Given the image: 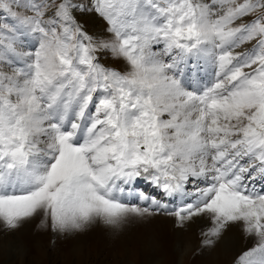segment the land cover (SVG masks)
<instances>
[{
  "label": "snow or ice",
  "instance_id": "obj_1",
  "mask_svg": "<svg viewBox=\"0 0 264 264\" xmlns=\"http://www.w3.org/2000/svg\"><path fill=\"white\" fill-rule=\"evenodd\" d=\"M156 214L264 264V0H0V240Z\"/></svg>",
  "mask_w": 264,
  "mask_h": 264
},
{
  "label": "rangeland",
  "instance_id": "obj_2",
  "mask_svg": "<svg viewBox=\"0 0 264 264\" xmlns=\"http://www.w3.org/2000/svg\"><path fill=\"white\" fill-rule=\"evenodd\" d=\"M146 184L141 183L142 187ZM171 219L156 214L131 218L117 229L97 224L82 234L55 237L37 229V217L15 234L14 247L7 238L0 240V264H198L202 256L195 244L201 238L198 230L190 226L178 230ZM98 229L100 241L92 238ZM42 233L46 239L41 247L34 246ZM75 242L82 245L79 255L66 251ZM192 244L194 247L188 249Z\"/></svg>",
  "mask_w": 264,
  "mask_h": 264
},
{
  "label": "bare ground",
  "instance_id": "obj_3",
  "mask_svg": "<svg viewBox=\"0 0 264 264\" xmlns=\"http://www.w3.org/2000/svg\"><path fill=\"white\" fill-rule=\"evenodd\" d=\"M148 187H149L148 184H146L144 187H142V185L140 184L141 189L146 188V190H148L149 189ZM175 206H176L175 204L170 205V207H175ZM170 221L173 222L172 219ZM189 226L190 228L191 227L196 228V230H198V233L200 234L201 227L199 223H193V224H190ZM45 236L46 235H44L43 233L42 235H38V237H36L34 240L35 241L34 246L41 247L42 243L46 239ZM80 237L82 238L83 236L80 235ZM101 237H102V234L101 232H99V229L94 230L92 232V238L94 240L100 241L102 239ZM201 239L202 238L198 239L195 242L198 249L201 250L200 253L202 254V256L200 257V260H198L199 262L198 264H229L230 262H232L235 255H237L240 251H242L243 249L249 246L246 243L243 236L241 235L240 231L236 228H230V229L225 230L222 233V235L218 239H216L215 244L211 247H207V248L202 247ZM81 247L82 245L80 243H77V242L71 243V248L66 247V251H69V253L74 252L79 255L80 250L82 249ZM192 247H194L193 244L189 246L188 249Z\"/></svg>",
  "mask_w": 264,
  "mask_h": 264
}]
</instances>
